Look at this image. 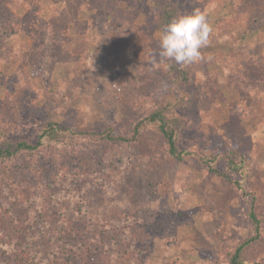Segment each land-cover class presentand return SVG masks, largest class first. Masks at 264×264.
<instances>
[{
    "label": "rangeland",
    "instance_id": "rangeland-1",
    "mask_svg": "<svg viewBox=\"0 0 264 264\" xmlns=\"http://www.w3.org/2000/svg\"><path fill=\"white\" fill-rule=\"evenodd\" d=\"M175 1L211 27L186 81L156 55L164 0H0V132L35 136L52 115L129 135L177 91L190 156L173 158L154 130L134 143L97 137L81 175H59L47 203L80 234L85 221L94 264H231L228 250L251 234L253 193L262 236L243 258L264 264V0ZM214 156L232 179L209 169Z\"/></svg>",
    "mask_w": 264,
    "mask_h": 264
},
{
    "label": "trees",
    "instance_id": "trees-1",
    "mask_svg": "<svg viewBox=\"0 0 264 264\" xmlns=\"http://www.w3.org/2000/svg\"><path fill=\"white\" fill-rule=\"evenodd\" d=\"M180 10L179 2L164 0L161 27L180 14ZM169 68L176 78L188 80L185 66L170 61ZM170 87L172 89L173 86ZM180 101V95L175 91L174 95L151 109L146 118L137 122L129 135L116 134L111 128L102 132L70 129L62 126L52 115L35 136L0 132V264H94L96 253L84 236L85 221L81 223L80 234L75 221L59 220L57 212L62 208L50 207L47 203L54 191L52 184L59 175H81L79 170L88 164L92 155L85 152L92 153L99 148L97 145L100 143L94 144L97 137L118 143H134L145 130H154L166 141L167 151L173 158L183 160L190 156L193 152L178 145L179 131L185 126L184 120L175 114ZM87 139L90 144L82 143ZM78 146L84 151L80 152ZM237 159L238 153L233 151L226 160L228 170L233 173L243 167ZM215 161V156L205 160L211 171L232 179L228 172H221L214 166ZM233 182L243 189L239 180ZM245 194L250 197L248 217L251 234L228 250L231 264H246L243 258L246 248L262 236L263 221L256 196Z\"/></svg>",
    "mask_w": 264,
    "mask_h": 264
},
{
    "label": "clouds",
    "instance_id": "clouds-1",
    "mask_svg": "<svg viewBox=\"0 0 264 264\" xmlns=\"http://www.w3.org/2000/svg\"><path fill=\"white\" fill-rule=\"evenodd\" d=\"M211 27L206 15L193 10L181 13L167 23L159 37L160 59L185 66L203 59L201 49L209 44Z\"/></svg>",
    "mask_w": 264,
    "mask_h": 264
}]
</instances>
